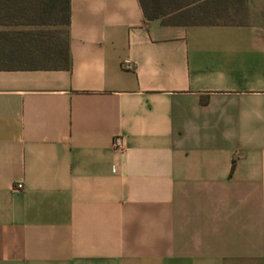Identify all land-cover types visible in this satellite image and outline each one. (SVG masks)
Returning <instances> with one entry per match:
<instances>
[{"label":"crops","instance_id":"0c3cea01","mask_svg":"<svg viewBox=\"0 0 264 264\" xmlns=\"http://www.w3.org/2000/svg\"><path fill=\"white\" fill-rule=\"evenodd\" d=\"M222 2L71 0L69 67L0 68V264H264V0Z\"/></svg>","mask_w":264,"mask_h":264},{"label":"trees","instance_id":"16d2710c","mask_svg":"<svg viewBox=\"0 0 264 264\" xmlns=\"http://www.w3.org/2000/svg\"><path fill=\"white\" fill-rule=\"evenodd\" d=\"M70 1L0 0V27L5 28L0 29V68L69 67L67 42L60 40V33L67 32L70 24ZM141 1L148 19L165 17V23L189 19L185 23L217 24L220 22L215 20L225 19L226 14L222 0L214 8L206 3L170 8ZM18 26L28 29H16Z\"/></svg>","mask_w":264,"mask_h":264},{"label":"built area","instance_id":"2783aa9c","mask_svg":"<svg viewBox=\"0 0 264 264\" xmlns=\"http://www.w3.org/2000/svg\"><path fill=\"white\" fill-rule=\"evenodd\" d=\"M123 147L124 146L122 144H120V148H123ZM22 187H23V184L22 183H19L17 188L21 189Z\"/></svg>","mask_w":264,"mask_h":264}]
</instances>
